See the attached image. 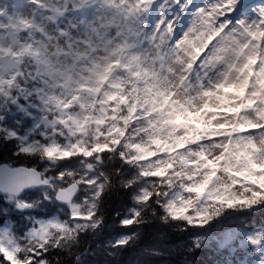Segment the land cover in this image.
Instances as JSON below:
<instances>
[{"label": "clouds", "instance_id": "obj_1", "mask_svg": "<svg viewBox=\"0 0 264 264\" xmlns=\"http://www.w3.org/2000/svg\"><path fill=\"white\" fill-rule=\"evenodd\" d=\"M23 7L0 19V264H264V0Z\"/></svg>", "mask_w": 264, "mask_h": 264}, {"label": "rangeland", "instance_id": "obj_2", "mask_svg": "<svg viewBox=\"0 0 264 264\" xmlns=\"http://www.w3.org/2000/svg\"><path fill=\"white\" fill-rule=\"evenodd\" d=\"M3 0H0V3H2ZM10 2V8H8L7 13H4L0 11V19L3 18L4 15L11 16L13 19L20 18L22 19L27 13L26 9L23 7V0L17 1V0H9ZM15 4L16 7H12L11 5Z\"/></svg>", "mask_w": 264, "mask_h": 264}, {"label": "trees", "instance_id": "obj_3", "mask_svg": "<svg viewBox=\"0 0 264 264\" xmlns=\"http://www.w3.org/2000/svg\"><path fill=\"white\" fill-rule=\"evenodd\" d=\"M9 5H10V2H9Z\"/></svg>", "mask_w": 264, "mask_h": 264}]
</instances>
